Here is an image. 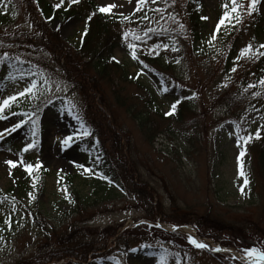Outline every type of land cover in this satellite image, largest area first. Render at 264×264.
Listing matches in <instances>:
<instances>
[{
  "label": "rangeland",
  "instance_id": "1",
  "mask_svg": "<svg viewBox=\"0 0 264 264\" xmlns=\"http://www.w3.org/2000/svg\"><path fill=\"white\" fill-rule=\"evenodd\" d=\"M92 1L97 7L108 5ZM198 1V38L182 9L187 0L155 4L154 35L162 34L155 38L142 37L140 26L123 23V17L137 15V0L102 14L113 22L112 55L125 69V81L115 73L102 76L83 54L91 46L85 42L91 34L83 13L86 2L72 6L82 15L68 16L70 0H0V103L17 97L0 119V225L5 224L0 226V264L53 259L50 264H161L162 257L164 264H250L214 249L229 248L242 256L252 247L264 250V177L258 162L263 138H256L248 100L231 108L214 103L237 90V84L253 81L256 62L240 54L253 46L248 24L258 25L264 44V0L257 4L258 20L249 14L250 0H237L239 13L246 7V17L242 21L240 14L237 22L232 14L218 32L222 5L230 11L231 0ZM43 30L52 42L43 43ZM156 42L180 52L166 55L175 62L171 76L132 57L130 44L149 55ZM233 48L238 60L228 65ZM78 70L100 88L95 98L87 100L91 92L82 89ZM33 83L31 93L19 95ZM16 124H21L16 131H7ZM68 135L73 142L64 147L61 140ZM247 136L252 139H241ZM33 142L35 147L25 152ZM21 161L39 163L45 174L39 169L29 174ZM133 183L148 185L153 201ZM209 225L217 229L207 232ZM183 228L195 231V239L208 248L190 244L192 235ZM108 229L122 234L130 250L94 258L118 248L117 236L109 239ZM90 248L95 251L86 260L72 255L80 249L87 256Z\"/></svg>",
  "mask_w": 264,
  "mask_h": 264
},
{
  "label": "trees",
  "instance_id": "2",
  "mask_svg": "<svg viewBox=\"0 0 264 264\" xmlns=\"http://www.w3.org/2000/svg\"><path fill=\"white\" fill-rule=\"evenodd\" d=\"M80 1H84V3L85 2L87 3V9H86L87 11L86 12L83 11V13L88 19L89 32L91 30V34L88 33L89 36L87 34L85 38L86 44L89 45V41H90L91 46L89 48L88 46H86L83 50V54H85V57L90 59L92 64L93 62L96 63L95 65L100 69L99 72L101 73L102 76L109 77L110 74L115 73V74L120 75L121 80H125V81L129 80V77H127V73L125 69H123V67H121V65H119V63H117L113 59L112 52L115 47L114 41L111 39L112 35L114 34L113 22L107 18L105 19L102 18L103 13H100L97 11L98 7L93 3L92 0H80ZM156 3L160 4V0H148V2L141 7V10L138 11L137 15L132 16L131 18L125 20L123 23L140 26L142 29H144L142 31V33H144L142 37L146 38L149 36H153L156 32V27H155L156 24L152 20L156 16L155 11H154ZM241 3L245 4L243 0ZM76 4L77 3L68 4L69 5L67 9V14L69 13L68 16L73 15L74 13H77V14L79 13L80 15H82L81 11L77 12L72 7V6H75ZM182 9L187 10V14L189 16L191 25L193 27L192 31L195 32V35L198 38L199 36L198 27L200 25L201 17H202L201 3L198 0H187L185 5L182 6ZM240 14L243 17L242 18V21H243L244 16L246 17V7L240 12ZM253 15L255 16L256 20L260 19L256 11L253 12ZM89 16H91V19H89ZM115 23H116V26L117 25L120 26V24H118L117 22ZM248 29L249 31H251L250 36H251L252 43H253V55H251L250 57H253V59L256 62V67H255L256 73L253 76V81L250 83L243 82V83L237 84L236 85L237 90L233 88L232 90L227 91V92H230L228 93V95H223L221 99L220 97H218L217 98L218 101L215 100L214 103L222 104V105L225 104L223 106L231 108L232 104L238 102V100L240 101L244 99V100L249 101L247 113L252 123L257 125V130L261 133L260 137L263 138V141L259 145L258 162H259V165H261V173L264 177V85L260 83L261 80H264V55H255L256 50H259V52L264 53V49L260 48L261 43L259 42V39H258L260 28H258V25L257 24L255 25V22L250 25L248 24ZM191 32L189 31V34ZM235 32L231 34L234 37L236 36ZM184 34L187 35V32H184ZM158 35H162V34H158ZM158 35H154L151 38H155ZM41 36H42V40L44 44H46L49 41L52 42L51 37L47 33H45V30H43ZM189 36H192V34ZM39 37H36V38H39ZM176 37H178V39H181V35H177ZM51 44L54 45L53 43ZM115 44L117 43L115 42ZM236 44H237V41H232V46H235ZM152 49L153 50L148 55L144 52L143 53L140 52L136 45L135 51H136L137 57L147 60L149 67L153 68L156 72L163 74L162 76H165V77L171 76L169 75V71H171L174 68L175 62L172 61V59L170 57H167L166 55H168V52L170 50H172V53L174 52L176 53L177 51L171 48L169 44H160L158 42L153 43ZM177 53H180V52H177ZM100 57L102 58L101 60H96ZM226 58L228 60V65L237 61L238 56H236V49L235 48L230 49V53L227 55ZM228 65L225 68L227 69V71H230L231 67L228 68ZM79 71L80 70L77 71V74L81 76L80 75L81 71L80 73ZM82 80L84 81V83L83 82L81 83L83 86L82 89H84L85 92H91L86 95L87 100L88 98L89 99L95 98V96L99 93V91H101L100 88H96L94 84H92L93 81H91L86 75L84 76L82 74ZM203 113L206 114L207 110L205 109ZM94 128L95 130H97L96 125ZM96 132L98 133V131ZM101 142H103V140ZM130 170L132 172L130 176L131 175L133 176V173L135 172V170L133 168H131ZM40 171L43 174H45V172L42 171L41 169ZM132 176L130 179L133 180L134 178H132ZM133 184L135 185V190H138L139 193L144 192L148 196V198H150V200L153 201L154 199L153 192L149 188L148 185L143 184L140 186L137 183H133ZM2 195L3 193H0V197ZM204 223H209V221H205ZM0 226L5 227V224L4 225L1 224ZM214 229H217V225H213V226L209 225V227L206 228L205 230L207 232H211V231L213 232ZM198 232H199L198 234L201 237H207V236H204L202 231L198 230ZM108 233H109V239L117 236V239L115 240L118 243L117 250H112V249L108 251L107 249L102 250L103 253L100 255L95 254L94 258L103 257L104 259H109L112 255L119 253L120 251H122L123 254H126L127 251L130 250L131 245L127 241L122 243L121 241L122 234H119L117 233V231H114L112 229H108ZM79 250L80 249H77V250L74 249L73 251H75V253H72V255L76 259H81V260H86L88 258L89 253H93L95 251V250L91 251V248L86 250V252H88L86 256L85 253L83 254L79 253L78 252ZM98 252H101V251H98ZM51 261L56 262L57 260L53 259V260L47 261L46 264H50Z\"/></svg>",
  "mask_w": 264,
  "mask_h": 264
},
{
  "label": "snow or ice",
  "instance_id": "3",
  "mask_svg": "<svg viewBox=\"0 0 264 264\" xmlns=\"http://www.w3.org/2000/svg\"><path fill=\"white\" fill-rule=\"evenodd\" d=\"M147 2H148V0H137L136 11H140L141 7L143 5H145ZM259 2H260V0H250L249 8H248L249 14H251V12L256 11L257 4ZM61 3H63V0H61ZM70 3H73V4L79 3V0H70ZM60 6H61V4L55 5V7H57V8H59ZM114 7H116L115 4H109L107 6L98 7L97 11L100 12V13L110 14ZM222 7L225 9V11L223 13L222 18L219 20V22H218V24L216 26V32L219 31L220 26L224 25L227 20H229L230 18H233L232 14H235L234 19H236L237 22H239L240 19H241V15H240L239 10H238L241 6L238 4L237 0H231V10L230 11L228 10L229 9V5L228 4H224V5H222ZM123 18L124 19H128V17H126V16L123 17ZM89 19H91V16H89ZM203 19H208V18L207 17H203ZM180 27L183 28L184 26L180 25ZM124 35H125V38L127 39V37L130 35V33L126 32ZM132 35L134 36V39H137V40L140 39L139 36H136L134 34H132ZM215 39H216V35H215V32H214V34L212 36V40H215ZM209 43L211 44V41H209ZM129 47L133 50L132 53H131L133 59H137V54H136V51H135L136 45L130 44ZM260 48L264 49V44H261ZM240 55L242 57L243 56H251V55H253V46L251 44L246 46L244 49L241 50V54ZM255 55H264V53H261V52H259V50H256ZM113 59L115 60V57H113ZM233 71H235V68L233 69ZM260 83L262 85H264V80H261ZM35 87H36V84L33 83L30 88H26L23 92H20L19 95L20 96H24L26 93H31L32 90ZM16 99H17L16 96H9L7 99L3 100L2 103H0V119H4L5 118L2 115V113L4 112L5 109L10 108L11 104L13 102H15ZM175 107H176L175 104H173L171 106L172 111L175 110ZM169 114H171V113H169ZM20 126H21V124H16L11 129H7V131L14 132ZM85 135H87V133H85ZM259 136H260V134H259V132H257L256 133V138L258 139ZM2 138H3V133H0V139H2ZM241 139H244L245 142H248V141H250L252 139V137L251 136H247V137H242ZM72 142H73V136H71V135H68V136L64 137L61 140V144L64 147L70 146V144ZM33 147H35V142L28 144L27 147H25L24 151L27 152L30 148H33ZM243 155H244V152L242 151L240 153V156L242 157ZM5 163L8 164L9 166L13 167V168L17 166L16 162L13 161V160H6ZM21 164H23L25 170L29 174H32L34 171H36V170L41 168V165L39 163L33 165V164H27V163H24L23 161H21ZM77 166L78 167H83L82 165H77ZM85 171H91V170L90 169H85ZM240 175L244 177V183H245V185H247L249 183V180H248L247 175L245 174V172L243 170V163L242 162H241ZM188 241H189L190 244H192L196 248H199V249L208 248V245L206 243L200 242L197 239L193 238L192 236H188ZM132 251L135 252L136 249H132ZM214 251L219 252V251H222V249L216 248V249H214ZM244 254L249 258L251 264H264V250H260V249H257L255 247H252L250 249H245L244 250ZM161 264H164V258L163 257L161 258Z\"/></svg>",
  "mask_w": 264,
  "mask_h": 264
},
{
  "label": "bare ground",
  "instance_id": "4",
  "mask_svg": "<svg viewBox=\"0 0 264 264\" xmlns=\"http://www.w3.org/2000/svg\"><path fill=\"white\" fill-rule=\"evenodd\" d=\"M104 2L106 4H108V5L109 4H115L116 7H114L113 10H115V9L117 10V9H121V8L125 9L127 7L126 6L127 5V0L126 1L125 0H104ZM182 230L183 231H186V232H189L191 235H194V232L191 229L183 228ZM234 255L237 256V257H239V258H242V257H240L239 254L234 253Z\"/></svg>",
  "mask_w": 264,
  "mask_h": 264
},
{
  "label": "water",
  "instance_id": "5",
  "mask_svg": "<svg viewBox=\"0 0 264 264\" xmlns=\"http://www.w3.org/2000/svg\"><path fill=\"white\" fill-rule=\"evenodd\" d=\"M226 251H231V250H227V249H226Z\"/></svg>",
  "mask_w": 264,
  "mask_h": 264
}]
</instances>
